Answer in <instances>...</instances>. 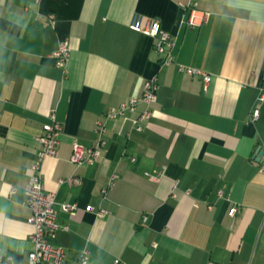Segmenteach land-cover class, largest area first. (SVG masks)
Wrapping results in <instances>:
<instances>
[{
	"label": "crops",
	"instance_id": "0c3cea01",
	"mask_svg": "<svg viewBox=\"0 0 264 264\" xmlns=\"http://www.w3.org/2000/svg\"><path fill=\"white\" fill-rule=\"evenodd\" d=\"M191 1L0 0L1 253L18 262L32 249L24 189L53 109L58 154L40 173L67 262L87 248V264H264V0H197L204 20L196 26L186 23ZM135 13L174 39L172 63L130 28ZM63 39L65 71L53 56ZM148 78L157 92L143 128L135 129L142 105L105 119L100 158L75 166L72 144L91 145L96 120L139 96ZM158 170V181L146 176ZM71 175L82 182L69 184Z\"/></svg>",
	"mask_w": 264,
	"mask_h": 264
},
{
	"label": "built area",
	"instance_id": "2783aa9c",
	"mask_svg": "<svg viewBox=\"0 0 264 264\" xmlns=\"http://www.w3.org/2000/svg\"><path fill=\"white\" fill-rule=\"evenodd\" d=\"M49 23L53 22V15H48ZM204 20V14L197 9V0H192L188 5V13L186 23L191 26L200 25ZM130 28L149 35L154 39V50L159 53L161 62L170 64L173 62L172 48L174 39L164 30L159 21L155 18H144L142 15L135 13L130 22ZM55 65L66 70L67 61L69 58V43L67 39L61 40L55 51L53 52ZM177 69L187 75H199L203 81L207 83L210 80V75L198 68L177 64ZM157 84L155 78H148L144 81L142 92L139 96L129 97L126 101L118 106L109 107L103 113V119H98L95 122L96 137L92 144L84 146L74 142L71 146L69 160L75 165H89L96 162L101 154L103 144V132L105 131V119L123 117L127 112L133 113L137 111L139 105L142 109L138 112L135 118V129L141 130L144 124L152 115L151 105L156 101ZM257 101H264V93H260ZM260 109L254 106L251 111V120L254 121L259 116ZM50 122L42 125V133L36 136V140L40 148L35 154L34 161L29 167V176L27 185L24 189V204L28 207L30 213L27 222L32 226L30 241L32 249L27 252L24 259L14 262L12 256L0 252V264H87L89 260V251L87 248L81 249L76 258L72 262H67L65 250L62 245L55 241L56 231L58 228L55 222L56 210L54 208V194L46 190L41 178L40 168L43 159L46 157H56L58 154V136L61 132V125L55 121L54 110L49 113ZM260 148L262 154L259 161V169L264 171V136L261 139ZM146 176L153 181H158L163 176V170H158L153 173H146ZM69 184H80L82 178L78 175H71L65 179ZM59 181H63L60 179ZM113 185V180L110 179L107 186L102 189L105 194L107 189ZM14 191V188H11ZM220 194L221 191L219 190ZM76 205H62L63 210L73 212ZM85 210H92L91 205H87ZM239 210L238 205H232L228 209L229 215H234ZM104 210L98 211L102 215ZM146 217L143 216V220ZM67 229V225L62 226ZM116 262H118L116 260ZM122 264V263H119Z\"/></svg>",
	"mask_w": 264,
	"mask_h": 264
},
{
	"label": "water",
	"instance_id": "95a60500",
	"mask_svg": "<svg viewBox=\"0 0 264 264\" xmlns=\"http://www.w3.org/2000/svg\"><path fill=\"white\" fill-rule=\"evenodd\" d=\"M261 154H262V150H261V148L259 147V155L261 156Z\"/></svg>",
	"mask_w": 264,
	"mask_h": 264
}]
</instances>
